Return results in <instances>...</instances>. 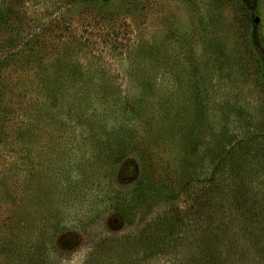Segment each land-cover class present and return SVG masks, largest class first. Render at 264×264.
<instances>
[{"label":"rangeland","instance_id":"obj_1","mask_svg":"<svg viewBox=\"0 0 264 264\" xmlns=\"http://www.w3.org/2000/svg\"><path fill=\"white\" fill-rule=\"evenodd\" d=\"M245 1L251 4H12L24 16L12 32L0 24V264H264V159L256 176H235L225 164L224 177L211 183L217 155L205 141L221 140L223 156L243 146L256 152L255 139L264 134V0H254L253 20ZM11 2L0 0L7 17ZM101 18L109 20L102 31ZM50 30L60 37L42 65H58L65 75L86 65L85 76L97 81L102 74L97 83L110 88L92 84L89 101L97 111L87 114L85 127L60 116L61 102L58 114L42 117L40 106L29 104L31 90L19 85V69L2 64L5 53L25 49L29 33H44L49 43ZM135 77L144 82L138 102L131 99ZM90 131L111 138L110 149L122 134L135 144L114 147V156L99 165L83 144ZM80 175L83 195L72 197L63 189ZM139 177L140 187L151 191L148 206L133 204ZM92 201L101 206L90 209ZM176 208L189 221L177 222Z\"/></svg>","mask_w":264,"mask_h":264},{"label":"trees","instance_id":"obj_2","mask_svg":"<svg viewBox=\"0 0 264 264\" xmlns=\"http://www.w3.org/2000/svg\"><path fill=\"white\" fill-rule=\"evenodd\" d=\"M15 3L11 2V7H9L8 9V13H11L12 16L7 17L6 12H3V10L0 8V24L3 25L2 30L5 31L6 29H9L10 32L16 30V26L20 27V21H23V16H18V14L15 11H12V4L14 5H20L23 4L25 2V0H12ZM65 2H63L64 5H70V4H76V3H85L89 6H91L92 8H103L104 6H109L110 1L112 0H64ZM254 0L250 1V5L246 3L245 7V11L248 13L249 18L251 20H253V14L254 12H256L257 9V5H253L254 4ZM62 5H60L61 7ZM65 9V7H63ZM10 19H12V23H10ZM109 20L107 18H101V20L99 21L98 27L101 28V31L104 30V28L108 25ZM60 23V22H59ZM62 24V23H61ZM61 24H56L55 25V29L59 28L58 26ZM70 24L64 25L62 24L61 29H63V31H67L69 28ZM105 26V27H104ZM50 28V27H49ZM49 28H43L44 32L47 33V30ZM51 29V28H50ZM53 29V30H55ZM56 31V30H55ZM16 33V32H15ZM28 38H26L23 42V46H25V49H22L21 47L17 48L22 49L20 52L22 53L21 55H16V51L14 48V51L11 52L12 54H9L8 57H6V53L4 54L5 57L7 58L2 64L4 67H12L15 66L16 68H18L20 71L19 75H20V79L22 78V82L19 83L20 86H24L26 88H28L30 91V94L27 93V97L28 99H30V106L34 108L37 106H40L39 112L43 114L42 117L44 118H51L53 117L54 114H58L56 113V110L58 109V102H61V110L62 113H60V116L63 117H73V119H75L78 124L80 126L84 125L87 126L88 124L85 125L86 123V116L89 113H93V111H97L96 107H93L92 105H90V101L89 98H91V90L92 89V84H96V86L99 87V89L104 90V89H110L108 86H103L102 88H100L101 84H98V80L99 82L102 81L103 78H100L95 81V76H93L92 78H89L87 76H85L84 74H87L84 69H86V65H78L76 64V68L71 71V72H65L66 75L64 74V70H58L59 67L58 65H53L52 63L48 66H44L42 65L41 61L44 58H49V56L51 54L48 53H52V50L56 49V45H57V41L56 39H58L60 37V35L58 34H54L53 31L50 30L49 34L46 35L50 40L49 43L45 44V41H43L44 38V33L42 35V33H40L39 35L36 34H32L29 33ZM56 37V38H55ZM33 38V39H32ZM35 39V40H34ZM31 40V41H29ZM34 40V42L32 41ZM76 41V40H74ZM33 42V43H32ZM57 42V43H56ZM77 43V41H76ZM79 43V42H78ZM39 44V46H37ZM83 45V44H82ZM13 47V45H12ZM19 52V54H20ZM24 52V53H23ZM1 54L0 53V59H1ZM261 62H260V75L261 78L264 82V57L261 58ZM11 64V65H10ZM39 69V71H38ZM13 70V69H12ZM35 70H37L35 72ZM14 72H16L15 70H13ZM28 74H30V78L28 77ZM86 77V80H85ZM64 82L70 83V85H65ZM100 85V86H99ZM135 91H134V95L131 99L132 101H140L142 100L143 97V92H144V82L141 80H138L136 77L133 79V86H132ZM33 90H35L34 94L32 95ZM192 95L195 96V92L194 89L191 91ZM27 99V100H28ZM91 106V107H90ZM30 107V108H31ZM32 109V108H31ZM183 110V109H182ZM180 110V111H182ZM55 111V113H54ZM198 111L199 113L203 114L201 111V108L198 107ZM195 113V112H194ZM53 114V115H52ZM196 114V113H195ZM206 114V113H205ZM75 117V118H74ZM226 115L223 116V118H225ZM113 118H116V116H114ZM84 120V122H80L81 120ZM113 122H115V120L112 119ZM176 123H178L179 121H175ZM117 123V122H115ZM174 122L171 120V124H173ZM113 124H111L112 126ZM109 125V128L111 127ZM205 126V125H203ZM104 128V127H103ZM224 128V127H223ZM90 129V128H89ZM108 130H112V128L108 129ZM178 129H176L177 131ZM103 132V130H102ZM87 140L84 141L83 144H86L89 149L90 152L95 153V160L100 164L105 162V156L107 158L109 157H113L114 154H111L109 152L112 151V149L115 147L117 150L118 148L123 149L125 144L130 147L132 146V142L135 144L133 137H131V135H125L122 134L119 136V138H117L115 146H111V149L106 147V145H108L111 141V138L106 137L104 133H100V134H96L93 133L92 131L87 132ZM214 134V133H213ZM103 136L106 138H103ZM212 138L216 137H221L220 135L214 134L211 135ZM176 138H179V135H177ZM256 141L260 140V147H258L259 149L256 152H253L254 150H248L245 149V147H241L239 148V151H234L232 149V151H229L224 155L221 156V154H223L224 151V144L221 143V140H215L213 141V143L211 142V144H209V141H207L205 139V141L207 142V144L210 146L209 147V153L211 154H216L217 155V161L215 163V173L217 171V177H211L212 179H214L213 181H211V183H216V182H220L221 179L224 177L223 176V172H224V165L227 164L229 166V171L230 173H234L235 176H241L243 172H248L251 174V176H256V173L254 172V170H256L254 167L255 165L259 162V158H263L264 159V134L262 136L259 137V139L256 137L255 139ZM141 141L143 143V139L141 137ZM97 148L96 151L92 148ZM107 148L108 151L105 149ZM99 150H101V155L97 154V152H99ZM148 152V149L146 148L145 150L143 149L142 152ZM121 156V155H120ZM264 161V160H263ZM158 163V161H157ZM257 171V170H256ZM84 173V172H83ZM214 173V174H215ZM258 173V171H257ZM140 177H142V175H140ZM140 177L138 179V181H136V185L134 188V195H133V204H137V203H144L146 206L150 205L152 203V201L150 200L152 198L151 195V191L148 190H144L143 188L140 187ZM84 177H82L80 175L79 180L74 184V187L71 186V182H68L66 185V187H64L63 190H67V192L73 197L76 196L79 198H81V196L83 195V189L84 187L80 188V186H77L76 184L79 183L80 181H82ZM138 178V177H137ZM66 192V193H67ZM65 193V194H66ZM161 190L154 192V196H159L161 195ZM64 194V193H63ZM63 194H62V198H63ZM64 194V195H65ZM85 196V195H84ZM153 196V197H154ZM168 197H172L171 194H167V198ZM66 198V197H64ZM63 198V199H64ZM166 198V199H167ZM107 199L103 200V203L106 204ZM120 206V202L118 204ZM88 206H90V209H97L98 207L101 206V204L97 203V201H92L88 203ZM177 209V210H176ZM174 209L175 214H173L174 219L177 222H182L184 219L189 221L188 216L181 218L177 215H181V211L179 210V208ZM116 210H118V208H116ZM120 210V208H119ZM118 210V212H119ZM150 210V207L149 209ZM182 216V215H181ZM96 219V217H94ZM163 218V216H162ZM166 220H172L170 218L165 217ZM88 221H90V218H88ZM93 221V220H92ZM161 223V222H160ZM163 223V222H162ZM161 223V224H162ZM162 230L156 232V233H160ZM151 232H155V229H152Z\"/></svg>","mask_w":264,"mask_h":264},{"label":"water","instance_id":"obj_3","mask_svg":"<svg viewBox=\"0 0 264 264\" xmlns=\"http://www.w3.org/2000/svg\"><path fill=\"white\" fill-rule=\"evenodd\" d=\"M254 23H255V24L258 23V19H257V18L254 19Z\"/></svg>","mask_w":264,"mask_h":264}]
</instances>
